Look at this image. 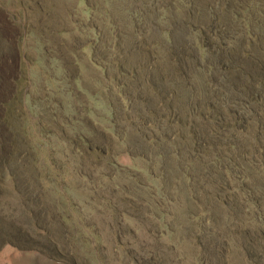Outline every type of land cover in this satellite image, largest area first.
Listing matches in <instances>:
<instances>
[{
  "label": "rangeland",
  "instance_id": "374dc122",
  "mask_svg": "<svg viewBox=\"0 0 264 264\" xmlns=\"http://www.w3.org/2000/svg\"><path fill=\"white\" fill-rule=\"evenodd\" d=\"M0 161V264H264V0H0Z\"/></svg>",
  "mask_w": 264,
  "mask_h": 264
},
{
  "label": "trees",
  "instance_id": "16d2710c",
  "mask_svg": "<svg viewBox=\"0 0 264 264\" xmlns=\"http://www.w3.org/2000/svg\"><path fill=\"white\" fill-rule=\"evenodd\" d=\"M1 162V161H0ZM11 237L12 236H15L14 234H9ZM6 235L5 234H1V236H0V239H1V237H5Z\"/></svg>",
  "mask_w": 264,
  "mask_h": 264
}]
</instances>
